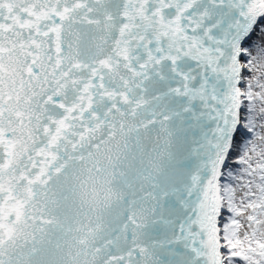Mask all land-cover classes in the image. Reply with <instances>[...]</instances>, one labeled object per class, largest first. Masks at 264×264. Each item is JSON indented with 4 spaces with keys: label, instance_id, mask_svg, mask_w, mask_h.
Wrapping results in <instances>:
<instances>
[{
    "label": "snow or ice",
    "instance_id": "snow-or-ice-1",
    "mask_svg": "<svg viewBox=\"0 0 264 264\" xmlns=\"http://www.w3.org/2000/svg\"><path fill=\"white\" fill-rule=\"evenodd\" d=\"M0 264H264V0H0Z\"/></svg>",
    "mask_w": 264,
    "mask_h": 264
}]
</instances>
